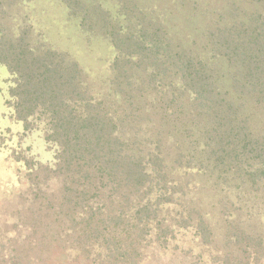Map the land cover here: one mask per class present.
Segmentation results:
<instances>
[{
  "label": "trees",
  "instance_id": "trees-1",
  "mask_svg": "<svg viewBox=\"0 0 264 264\" xmlns=\"http://www.w3.org/2000/svg\"><path fill=\"white\" fill-rule=\"evenodd\" d=\"M24 1L0 0V64L56 163L30 169L33 221L0 264H124L153 229L193 230L215 264H264V0H105L114 17L68 0L114 48L99 82L8 27Z\"/></svg>",
  "mask_w": 264,
  "mask_h": 264
},
{
  "label": "rangeland",
  "instance_id": "rangeland-1",
  "mask_svg": "<svg viewBox=\"0 0 264 264\" xmlns=\"http://www.w3.org/2000/svg\"><path fill=\"white\" fill-rule=\"evenodd\" d=\"M67 1L26 0L11 10L8 27L17 32L19 26L30 25L33 38L44 39L54 49L65 51L99 82L108 72L114 48L101 34L81 26ZM99 2L113 17L117 15L115 2ZM13 86V75L6 65L0 64V249L4 243L6 247L16 244L19 232L33 221L29 208L37 204H31L32 196H29L30 169L40 165L53 167L56 163L55 147L45 136L47 119L45 116L19 119L12 96ZM147 235V242L128 250L124 264H215L210 249L200 243L191 229H175L162 235L153 229ZM59 254L60 264H89L78 252L67 255L60 251Z\"/></svg>",
  "mask_w": 264,
  "mask_h": 264
},
{
  "label": "clouds",
  "instance_id": "clouds-1",
  "mask_svg": "<svg viewBox=\"0 0 264 264\" xmlns=\"http://www.w3.org/2000/svg\"><path fill=\"white\" fill-rule=\"evenodd\" d=\"M5 75H7V73L5 72Z\"/></svg>",
  "mask_w": 264,
  "mask_h": 264
}]
</instances>
